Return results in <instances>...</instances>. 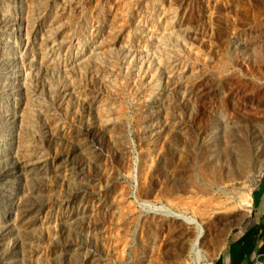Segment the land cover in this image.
<instances>
[{
  "label": "rangeland",
  "instance_id": "374dc122",
  "mask_svg": "<svg viewBox=\"0 0 264 264\" xmlns=\"http://www.w3.org/2000/svg\"><path fill=\"white\" fill-rule=\"evenodd\" d=\"M263 180L264 0H0V264H264Z\"/></svg>",
  "mask_w": 264,
  "mask_h": 264
},
{
  "label": "crops",
  "instance_id": "0c3cea01",
  "mask_svg": "<svg viewBox=\"0 0 264 264\" xmlns=\"http://www.w3.org/2000/svg\"><path fill=\"white\" fill-rule=\"evenodd\" d=\"M257 215L261 221L257 224L255 223L253 226H251V227H253L252 228L253 231H251V232L255 235V237H260V242H261L260 246L261 247L257 246L259 253H260L261 248H263V246H264V180H263V185H262V189H261L260 196H259ZM245 246H246V252L247 253L250 252L249 246H247V245H245ZM262 255H264V254H262Z\"/></svg>",
  "mask_w": 264,
  "mask_h": 264
},
{
  "label": "bare ground",
  "instance_id": "6f19581e",
  "mask_svg": "<svg viewBox=\"0 0 264 264\" xmlns=\"http://www.w3.org/2000/svg\"><path fill=\"white\" fill-rule=\"evenodd\" d=\"M248 208H250V205L246 206L245 212L247 211ZM173 218H174V217H173ZM174 220H179V221H181L180 217H177V218L174 219ZM189 222H190V221H189ZM193 223H194V222H193ZM188 225H189V226H193L192 223H188Z\"/></svg>",
  "mask_w": 264,
  "mask_h": 264
},
{
  "label": "trees",
  "instance_id": "16d2710c",
  "mask_svg": "<svg viewBox=\"0 0 264 264\" xmlns=\"http://www.w3.org/2000/svg\"><path fill=\"white\" fill-rule=\"evenodd\" d=\"M260 253L264 254V246H263V248H261V252Z\"/></svg>",
  "mask_w": 264,
  "mask_h": 264
}]
</instances>
